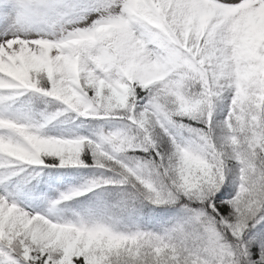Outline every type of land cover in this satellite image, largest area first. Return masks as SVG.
Returning <instances> with one entry per match:
<instances>
[{"label":"snow or ice","instance_id":"snow-or-ice-1","mask_svg":"<svg viewBox=\"0 0 264 264\" xmlns=\"http://www.w3.org/2000/svg\"><path fill=\"white\" fill-rule=\"evenodd\" d=\"M0 264H264V0H0Z\"/></svg>","mask_w":264,"mask_h":264}]
</instances>
